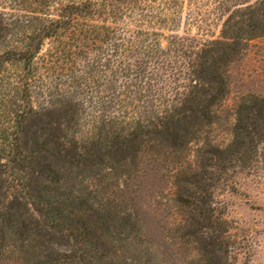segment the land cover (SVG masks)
I'll return each mask as SVG.
<instances>
[{"label":"trees","instance_id":"trees-1","mask_svg":"<svg viewBox=\"0 0 264 264\" xmlns=\"http://www.w3.org/2000/svg\"><path fill=\"white\" fill-rule=\"evenodd\" d=\"M10 1L14 11L0 10V264H157L137 181L147 160L179 175L199 142V171L176 200L197 212L198 264H221L214 235H198L212 216L202 203L218 172L264 166V96L238 101L227 143L204 133L229 66L264 37V0ZM184 14L199 29L220 20L219 35L180 34Z\"/></svg>","mask_w":264,"mask_h":264},{"label":"rangeland","instance_id":"rangeland-1","mask_svg":"<svg viewBox=\"0 0 264 264\" xmlns=\"http://www.w3.org/2000/svg\"><path fill=\"white\" fill-rule=\"evenodd\" d=\"M15 7L10 0H0L1 11H14ZM197 25H188L184 14L179 33L203 38L217 37L220 33L221 21L216 18H211L207 26L203 23L201 29ZM228 79L227 95L216 109V123L204 133V137L220 144L230 139L236 105L242 96H264V37L248 42L241 57L229 66ZM202 146L203 142L191 145V155L176 176L167 169L153 167L151 161L144 162L145 173L137 181L140 183L137 191L143 197L144 230L151 251L157 253V264H198L200 261L199 242L188 236L193 229L191 216L197 212L176 199L180 192L183 197L187 196L189 185L182 179L199 171ZM263 167L250 173L218 172V180L210 189L212 195L206 196V202L202 203L210 208L212 216L210 220L201 218L204 223L198 235L203 238L214 235L221 264H264Z\"/></svg>","mask_w":264,"mask_h":264}]
</instances>
